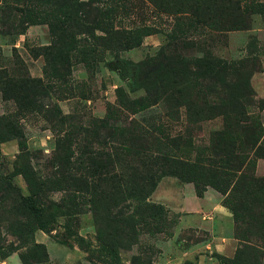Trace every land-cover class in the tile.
Here are the masks:
<instances>
[{
  "label": "rangeland",
  "instance_id": "rangeland-1",
  "mask_svg": "<svg viewBox=\"0 0 264 264\" xmlns=\"http://www.w3.org/2000/svg\"><path fill=\"white\" fill-rule=\"evenodd\" d=\"M169 1L170 7L162 8L152 0L105 4L94 0L92 7L104 9L100 16L104 29L95 30L96 39L79 33L77 25L70 29L68 20L65 28L51 30L50 23L60 24L63 15L71 17V7L54 6L52 0H0V258L18 252L29 259L49 260L47 247L36 245L35 234L43 230L23 202V197L36 194L50 224L44 232L80 254L75 264H200L201 255H206L207 263L211 255L218 264L222 259L264 264L259 217L263 205L249 197L251 205L236 220L227 205L234 181H219L211 174L241 173L229 169L212 149L214 134L224 128V116L218 111L225 108L222 97L228 88L208 78L202 84L199 79L191 82L190 99L208 107L201 103L206 98L218 109L211 118L190 122L186 106L166 100L152 104L153 91L144 87L151 69L146 63L164 47L189 58L215 57L235 64L239 73L232 79L242 76L255 92L254 104L248 107L250 122L263 127L256 156L246 134L238 136L240 150L248 153L243 169L247 175L264 178V171L258 170L264 160V92L254 80L256 75L264 78V0H202L201 8ZM97 15L91 10L90 20ZM31 78L41 82L28 92V101L6 98V81ZM118 90L130 100L149 96V104L138 112L122 108ZM236 123L237 135L242 122ZM130 146H135L132 152L144 148L148 154L194 164L196 171L188 177L192 181L167 174L142 199L143 194L136 192L148 188L143 177L159 175L162 165L149 169L141 154L127 157L125 149ZM164 169L178 168L167 164ZM96 170L102 176L90 191L78 190L71 180V176L94 180ZM195 182L204 189L203 195L208 189L217 191L231 215V226L224 227L235 246L226 253L206 247L209 233L185 223L184 213L177 209L184 197L179 186L192 183L198 196ZM247 187L244 180L236 195ZM146 201L162 208L146 206ZM204 247L201 250L208 252L199 253ZM192 248L197 251L191 252Z\"/></svg>",
  "mask_w": 264,
  "mask_h": 264
},
{
  "label": "trees",
  "instance_id": "trees-1",
  "mask_svg": "<svg viewBox=\"0 0 264 264\" xmlns=\"http://www.w3.org/2000/svg\"><path fill=\"white\" fill-rule=\"evenodd\" d=\"M93 1L94 0H76L74 4H72V2H70L69 0H52V4L54 6H68L69 8H72V12H68L71 17H65V15H63L60 24L59 21L50 23V27L52 28L51 30L54 32L55 28H65L66 22L68 20L70 29L73 25H77V28L80 31L79 33H86L90 36L92 35L93 38L98 39L95 34V30L104 29L103 22L100 19V16L103 14L102 11L104 9L99 6L92 7ZM107 1L108 0H100V3L105 4ZM152 1L155 2L156 5H161L162 8L170 7L169 0ZM175 2L177 6L183 8L186 7L188 3H191V7H194V5H196L197 7L200 6L199 8H201L203 6V3H205L202 0H175ZM189 9L190 8H188V10ZM91 10H95L97 14H99L96 18L92 19V21L89 17V12ZM93 25H95V27ZM69 45H72L74 49L76 47V45H74L73 41L71 42V40H69ZM146 64L149 67L151 66V69L147 70L146 72L148 81L144 85V87L149 93L150 91H153V100L151 101L152 104L158 103L160 100H166L171 104H176L177 106L184 105L187 107V119L190 122H195L197 120L202 121L203 119L211 118L214 116L215 111H217L218 109V105L216 104L209 106V102L206 98H203L201 103L206 104L208 107H205L201 104H198L196 101L191 100L190 93L188 92V90H190L189 86L191 82L199 79L202 84V80L208 78L210 80H218L219 82H222L224 84V87L228 88L225 96L222 97V102H224L223 106L225 108L221 111H218L219 115L224 116V128L214 134L215 136L214 142L212 143V149L215 157H221L222 161L226 162V165H228L229 169H231L232 171H236V173L237 171H241V173L238 175H232L230 173L223 174L219 171H215L211 174H214L213 177H215L216 180L220 177L219 181L221 179H229L231 180L229 182L230 184H232V181H234L231 195L228 198L230 199V201H227V205L234 213V217L236 220L241 219L240 211L246 210L248 208L247 205L249 204V197L252 198V201L259 202L264 207V178H257L245 173L246 171L243 168L245 167L246 162H248V153L242 152L240 150L243 144L239 143L238 141V136L245 133L247 136V145L251 146L253 155L256 156L261 148L263 127L258 122H250L253 121V119L252 116L249 115L248 107L251 104H254L253 101L255 97V92L250 85V81L244 79L242 76H239L238 79H232L234 75L239 73V70L233 63H227L220 58L207 56L189 58L180 54L179 52H174L173 50L167 49L165 47L162 48L158 52V54ZM134 65L136 67H140L141 63H137V65ZM230 77L232 79L231 81L229 79ZM40 82L41 78H31L28 80L10 79L6 81L3 93L6 98H12L18 103H21L25 100L28 101V92L34 91L35 87H37ZM123 92V90H118V103L122 108L130 109L132 107L135 112H138L146 109L147 105L149 104L146 103L147 100L149 101V96L141 100H130L126 98ZM134 106H138V108ZM111 113H113L112 110L109 111L107 116H111ZM234 122H237V125L239 122H242L240 127H237V129H239L241 133L239 132V134L237 135L235 134ZM173 140L176 141L175 139ZM185 142L186 140L184 141V143ZM133 148H135V146H133L132 148L130 146L125 149L128 150V152L125 153L127 157H138V155L141 154L142 157L140 159H142L143 165L148 164V166L150 167L149 169H152L151 167L156 163L162 165L161 173L159 175H157L156 173H148L143 177V180L146 181L148 188L147 190L143 189L136 192V194H143L142 199H147L152 194V192L157 187L159 180L163 176L167 174H174L182 180H187L188 177H192V174H194V172L196 171V167L194 166V164H189L187 162L184 163L176 157H171L170 155L163 156V154L157 152L156 154H148L145 153V151L147 150H145L144 148L140 149V153L132 152L131 150H133ZM120 159L121 158L118 157V160ZM121 162L122 160L119 163ZM167 164H174L175 167L180 169L181 171L176 169L175 171L167 172L164 169ZM103 167H105V165H102L101 168ZM96 172L97 175H92V177L96 178L94 180H90V177L85 176H71V180H73L75 186H78V190L90 191L95 187V183L99 184L98 182L100 181L102 176L99 170H96ZM117 177L118 176L116 175L114 177H111L112 182ZM244 180L248 182V187L244 190V193H241V195L238 194L237 196L236 194L238 192L239 185ZM187 181L192 180L188 179ZM195 184L198 196H202L204 189H200L199 187H197V182H195ZM215 185L216 188L218 187V190H220L221 192L224 191L225 193V189L217 186L218 184ZM102 195L103 197L106 196L104 194V191L102 192ZM23 202L27 205L29 213L35 217L38 224V229L45 232L48 231V227L50 224L47 222V219L44 218V211L38 203V200L36 199V194H31L23 197ZM249 205H251V203ZM146 206H158L162 208V205H156L147 201ZM259 213L261 215L259 217L262 218L261 221L264 228V211L262 210ZM36 245H39V247L41 246L44 250L46 249L42 244ZM20 256L22 261L26 264L42 262V260L38 259H29L27 258V256L22 254ZM45 256L47 257L46 252ZM230 261L233 262V260H229V262ZM229 262L226 259L221 260L222 264H231Z\"/></svg>",
  "mask_w": 264,
  "mask_h": 264
},
{
  "label": "crops",
  "instance_id": "crops-1",
  "mask_svg": "<svg viewBox=\"0 0 264 264\" xmlns=\"http://www.w3.org/2000/svg\"><path fill=\"white\" fill-rule=\"evenodd\" d=\"M254 80L261 91L264 92V78L262 75H256ZM258 167V170L264 171V160L259 161ZM179 188H182L184 197L182 200L183 203L178 205L177 209L184 213L183 219L185 223L192 227L203 229L209 233V241L207 242L208 244L206 247L224 253H226L228 249L234 248V238L224 227L227 224L228 226H231V215L226 208L221 205L220 194L215 190L208 189L205 191L203 196H196L192 183L179 186ZM209 211H214V213H210L209 215L206 213L205 215L202 214ZM216 228H218V230H216ZM35 239L37 243L44 244L47 247L49 260L47 262H35L28 264H75L81 259L80 254L74 248H69L56 242L44 231H37ZM196 249L192 248L191 252L197 251ZM201 249H205V247L199 248V253L200 251L208 252L207 250ZM210 253H212V251ZM208 258L211 261L210 263H207L206 255H201L200 264H218L213 256L210 255ZM0 264L26 263L22 261L20 254L16 252L5 258H0Z\"/></svg>",
  "mask_w": 264,
  "mask_h": 264
}]
</instances>
